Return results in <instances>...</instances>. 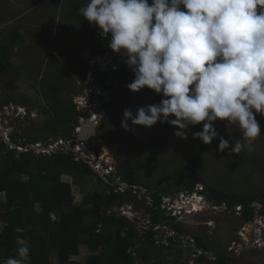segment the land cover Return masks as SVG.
Instances as JSON below:
<instances>
[{
	"label": "rangeland",
	"instance_id": "obj_1",
	"mask_svg": "<svg viewBox=\"0 0 264 264\" xmlns=\"http://www.w3.org/2000/svg\"><path fill=\"white\" fill-rule=\"evenodd\" d=\"M80 4L84 5L82 0H0V41L11 42L15 32L22 38L14 44L13 67L0 78V101L8 102L15 108H24L21 116H16L17 111L12 116H5L7 129L22 136L21 144L47 133L46 122L49 118L42 111L51 107L52 101L45 99V94L49 95V89L54 85L62 89L59 101L69 103L73 100V105L82 112L80 114L85 120H91L92 111L96 112L94 108L91 111L88 108L80 110V106L85 105L82 83L87 75L83 74L76 56L78 50H81L80 60L84 62L99 56V37L100 42L107 44L111 36L109 34L102 38L98 27L89 24L82 16L70 17ZM91 27L97 28L98 35H91ZM123 68L125 69L119 74L104 77L110 87L108 100L103 97L108 111L105 130L83 140L75 139L76 144H84L85 148L91 150L89 154L94 153L95 146L99 148V152L110 153L113 160L110 165L115 173L111 176H117L113 183L116 188L120 186L117 184L124 182L125 173L133 170L140 185L153 191H161L167 187V178L195 160L197 173L208 185L228 194L260 195L264 192V116L256 115L262 135L255 141L254 151L243 150L239 155L232 153L231 148L236 140L242 139V134L235 126L230 125L227 129L226 122L220 120L214 122V126L230 145L222 153L218 151L219 139L206 145L199 139L194 140L191 135L194 132L190 129L188 139H180L174 135L178 129L168 123L158 121L153 127L145 128L133 126L129 120V128L134 130L126 131L121 127L125 109H131L135 115L140 107L158 104L163 97L148 88L139 92L130 91L126 85L133 81L134 73L129 66ZM100 100L101 107L103 103ZM100 107L97 111H101L99 115L102 121L103 107ZM198 125L203 126V122ZM37 143L39 142H35ZM35 144L33 145L36 146ZM35 151L36 154L42 153L38 149ZM1 161L0 156V163ZM100 174L104 176L103 173ZM64 180L73 184L78 204L82 203L84 196L106 190L95 177H64ZM138 190L141 188L138 187ZM180 193L183 192L178 194ZM178 194L167 198L175 203L176 197L180 196ZM140 197H150L149 190H141ZM194 200L200 199L194 197L192 201ZM202 209L198 207L196 214L178 215V225L195 236L197 234L200 238L203 237L211 254L226 255L232 260V264H264V231L263 242L253 243L257 236L253 231L256 224L264 226V213L257 215L254 221L243 222L241 212L215 213L207 212L206 209L201 211ZM111 211L116 216H123L128 212L126 218L137 228L148 226L145 210H138L132 204L123 202ZM167 218L165 216V220ZM207 222H210L209 227L205 226ZM210 226L217 227L216 231ZM157 239L160 245H146L151 261L164 260L165 264H178L174 262V256L176 250H179L182 253V262L179 264H194L195 253L193 255L190 252L194 245L192 242H182V239H177L174 235L171 237L175 242L173 245L166 231L159 232ZM88 256L87 248H82L81 255L74 260L84 263ZM53 264H56L55 258Z\"/></svg>",
	"mask_w": 264,
	"mask_h": 264
},
{
	"label": "clouds",
	"instance_id": "obj_2",
	"mask_svg": "<svg viewBox=\"0 0 264 264\" xmlns=\"http://www.w3.org/2000/svg\"><path fill=\"white\" fill-rule=\"evenodd\" d=\"M79 12L89 24L98 27L102 38L111 36L107 45L101 43V54L93 58L102 62L107 46L108 52L126 58L118 63L119 59L113 57L108 62L106 68H122L110 75L129 66L134 73L133 81L126 85L130 91L148 88L163 97L158 104L140 107L135 115L125 109L121 127L126 131L134 130L129 128V120L133 126L145 128L159 121L174 126L178 129L175 137L186 140L190 127L203 122L202 130L191 133L192 138L206 145L219 139L218 151L222 153L230 145L214 126L220 120L226 122L227 129L235 126L242 134L231 148L232 153L254 151V143L262 135L256 115L264 116V0H87ZM89 85L92 86L87 79L83 81V92ZM93 91L95 99L104 100ZM86 105L83 108L90 110ZM17 109L14 113H18ZM6 144L21 152L11 140ZM25 147L34 150L33 144ZM197 188L199 191L193 194L197 199L204 198L203 211L210 201L200 192L203 185ZM202 202L194 200L193 204L202 208ZM127 216L128 212L117 217L136 229ZM253 231L257 234L253 243L263 242L264 226L256 224ZM16 251V256L6 258L3 264H30L27 243Z\"/></svg>",
	"mask_w": 264,
	"mask_h": 264
},
{
	"label": "trees",
	"instance_id": "obj_3",
	"mask_svg": "<svg viewBox=\"0 0 264 264\" xmlns=\"http://www.w3.org/2000/svg\"><path fill=\"white\" fill-rule=\"evenodd\" d=\"M79 5L70 14L82 16ZM83 17V16H82ZM91 35H97V28L91 27ZM100 38V37H99ZM21 35L14 33L11 42L0 41V78L13 67L12 51ZM99 50L104 46L98 40ZM81 50H78L76 60L83 68L86 76L90 71L87 61L80 60ZM96 78L110 92L104 77L98 69L93 70ZM129 76V75H127ZM48 100L52 101L50 109L44 108L42 113L49 119L46 122L48 130L42 136L23 141L24 146L37 141L47 142L52 137L65 138L71 135L80 125L81 114L73 105L60 102L62 89L54 85ZM76 95H79L76 92ZM106 115L101 122L99 134L105 130V120L108 115L107 103L102 100ZM10 105L0 101V108ZM193 132L201 131L202 125L190 127ZM11 143L20 147L22 136L18 132L10 135ZM0 222L5 225L0 232V264L8 257H15L17 249L23 243L30 247V264H165L164 260L151 261L146 245L156 246L154 231L141 234L122 218L109 212L121 203L134 205L138 210L145 209L153 227L165 220L161 205L164 197L175 196L179 192L193 193L202 184V192L216 206H226L228 211L244 206L243 222L255 219V212L250 206L254 203L264 205V192L260 195L228 194L223 190L208 185L196 171L195 160L183 170L167 178V187L150 195V199L140 197L141 191L134 186L138 183L136 173L129 170L123 181L130 188L120 193L113 185L114 180L106 182L91 166L84 161H77L72 153L56 152L51 154H36L34 150L22 153L12 150L0 139ZM64 177H95L106 187L104 192H96L84 196L82 203H77L73 184ZM145 187V186H143ZM147 188V187H145ZM199 191V190H198ZM174 222V219H168ZM174 230L184 235V229L174 222ZM201 245V240L197 239ZM174 244V240L171 239ZM87 248L89 256L84 263L74 260ZM197 264H232L226 255H217L215 262L207 256L198 255ZM176 263L182 261V253L176 250ZM169 262V261H168Z\"/></svg>",
	"mask_w": 264,
	"mask_h": 264
},
{
	"label": "built area",
	"instance_id": "obj_4",
	"mask_svg": "<svg viewBox=\"0 0 264 264\" xmlns=\"http://www.w3.org/2000/svg\"><path fill=\"white\" fill-rule=\"evenodd\" d=\"M102 44H104V43H102ZM104 45H107V44H104ZM106 50L107 51L104 55L102 62H99L95 58H90L89 60H87V63L90 66V71L87 75V82H90V84L92 86L89 85V87L84 90L85 93H84V96L82 98L84 99L85 105L86 104L90 105V111L93 108L96 110L95 113H94V111H92L93 115L91 116L92 117L91 120H85L84 118H82L83 116H81L80 118H82V119L79 121L80 125L76 128L73 135H69L68 137H65V138H58L55 140L53 138H51L50 142H48L46 144L37 143L36 146H34L32 148L34 150H37V149L40 150V152H42L43 154H51V153H56V152H60V151L65 152V153H72L77 161H84L86 164L91 166L92 169L98 175H100L104 181L108 182L110 179L115 180V178H117L116 175H114L113 177L111 176L112 173L114 172V170H113L112 165H110V163L113 161L111 158V155H109L110 153H108L107 151H104L103 153L99 152V148L97 146H95L94 147V153H93L94 155L89 154V153H91L90 149H88L87 147L85 148L84 144L78 145L75 142L76 138L79 140L84 139L82 137L84 128H87L89 131H93V130L96 131L95 134L91 133V132L88 133L87 134L88 137H90V136L92 137V136H95L96 134H99L98 133L99 128H100L99 127V121H101L99 114L101 111L100 110L97 111V108L100 107L101 101L94 98V94H93L94 91L93 90H96V92H97L96 95H98V97L99 96L104 97V96H106L107 93L103 89V86L98 83L93 70L98 69L101 73H109V75L112 72H119L122 70V68H119L118 65L115 68H106L108 66V62L110 63L113 57H116L119 59L118 63L121 62L122 60L126 59L125 57H123L122 55H120L118 53H114L111 51L108 52L107 46H106ZM83 106L84 105L80 106V107H82V108H80V110H86L83 108ZM101 107H103V104ZM15 109H17V108H15L12 105L3 106V109L0 110V124L5 122V116H7V115L12 116L15 112ZM17 110H18V113L16 114V116L23 115V113L21 115L19 113L21 111H23L24 109L18 108ZM104 111L105 110L103 108L102 118H104L106 115V112H104ZM79 112L82 113L81 111H79ZM11 134H12L11 130H9V129L5 130V128L0 125V138H2L6 143L10 141L9 138H10ZM10 148L13 149L14 147L12 145H10ZM17 149H19L21 152H28L29 151V147H25L24 145H21ZM75 149H78V151H75ZM100 173H103L104 176H102ZM113 174H115V173H113ZM118 181L120 182L121 179H118ZM122 184H120V183L117 184V186L120 185L119 187H117V190L119 192H124L127 190V188H129V186L127 184H125L124 182H122ZM199 187L202 188L201 186H199ZM134 189L137 190L136 187ZM178 196H179V198L176 197L177 201L175 202V205L172 202L171 198H165V197L163 198L161 210L163 211L164 216H166L168 218L176 219L178 215L179 216L185 215L184 212L182 211V209H184V208L186 209L185 213H187L189 215L193 214L194 211H197V208H196V206H194L195 204H193V201H192V199L195 197L193 193L183 192V193L178 194ZM199 199L203 201L202 202V206H203L202 208H205L204 198L199 197ZM191 204L194 207L190 208L189 206ZM250 207L253 208V210L256 212V215H261L260 212H264V205L262 206L261 204L254 203ZM243 209H244V206H240V207L236 208L237 212H241V213H242ZM147 221H148V226L146 228H137L136 227V229L141 234H145V232H149L151 230L154 231L155 238H156V244H157L156 246L160 245V241H158V239H157V235L159 232L161 233L162 231H166L169 238L176 235V231L170 229L167 226V224H166L167 221H163L164 224H159L155 227H153L150 219ZM161 227H162V229H161ZM162 246H165V245H162ZM198 255H200V254H198Z\"/></svg>",
	"mask_w": 264,
	"mask_h": 264
},
{
	"label": "flooded vegetation",
	"instance_id": "obj_5",
	"mask_svg": "<svg viewBox=\"0 0 264 264\" xmlns=\"http://www.w3.org/2000/svg\"><path fill=\"white\" fill-rule=\"evenodd\" d=\"M5 123H7V122H3L2 124H0L1 126H3L4 128H5V130L8 128L6 125H5ZM1 139V138H0ZM147 189V191L149 190V193H150V195L152 194V193H155L156 191H153V190H150L149 188H146ZM120 193H124V192H120ZM148 199L150 200V202L152 201V199H150L149 197H148ZM145 210V209H144ZM206 211L207 212H215V213H217L218 211H220V212H233V211H228V209H224L223 207H219V206H216L215 204H213L212 202H210V205H208V207L206 208ZM146 212V211H145ZM109 213H111V211L109 212ZM114 214V213H113ZM164 214V213H163ZM115 215V214H114ZM146 216H147V214H146ZM168 219H174V218H167L166 219V221H167V226L170 228V229H172V230H174L173 229V227H174V222H176L177 223V218L176 219H174V222H172V221H170V220H168ZM254 221V220H253ZM210 222H212V221H210ZM210 222H207L206 223V227H209V225H208V223H210ZM160 224H164V222H162V223H160ZM178 224V223H177ZM211 227V229H214V231H216V229H217V227H215V226H210ZM185 230V234L184 235H182V234H180L178 231H176V230H174V231H176V238L178 239V238H180V239H182V242H183V240H186V242H192L194 245H192V250L190 251L191 253H195V256L197 257V255H196V252H198V254H200V255H204V256H207L208 257V259L211 261V262H215L216 261V259H217V255H213V254H211L210 253V251L208 250V248H207V246H206V243H205V241H204V239H203V237H199L197 234H196V236L195 235H193L190 231H188V230H186V229H184ZM187 233H189V234H187ZM213 233V232H212ZM210 235H212V234H210ZM197 239H199V240H201V242H202V244L200 245L199 244V242H198V240ZM173 245H175V242H174V244ZM229 248L230 247H228V250H229ZM194 253H193V255H194ZM175 257V256H174ZM195 257V258H196ZM175 259H176V257H175ZM174 259V260H175ZM173 261V260H172ZM194 261V260H193ZM229 261H232L231 259H229ZM175 262V261H174ZM182 262V261H181ZM189 262V261H188ZM188 262H185V263H188ZM194 264H197V262H196V260L194 261Z\"/></svg>",
	"mask_w": 264,
	"mask_h": 264
},
{
	"label": "water",
	"instance_id": "obj_6",
	"mask_svg": "<svg viewBox=\"0 0 264 264\" xmlns=\"http://www.w3.org/2000/svg\"><path fill=\"white\" fill-rule=\"evenodd\" d=\"M106 99H108V97H106ZM88 132H89V133L91 132V133H94V134L96 133V131H94V130H93V131H89V130H87V128H84V129H83V136L86 137L87 134H88ZM140 188H141L142 191H145V192H146V189H145V188H142V187H140ZM225 208H226V207H225Z\"/></svg>",
	"mask_w": 264,
	"mask_h": 264
},
{
	"label": "crops",
	"instance_id": "obj_7",
	"mask_svg": "<svg viewBox=\"0 0 264 264\" xmlns=\"http://www.w3.org/2000/svg\"><path fill=\"white\" fill-rule=\"evenodd\" d=\"M4 225H5V224H4L3 222H0V232L2 231Z\"/></svg>",
	"mask_w": 264,
	"mask_h": 264
}]
</instances>
